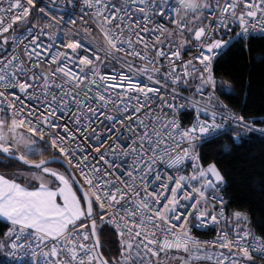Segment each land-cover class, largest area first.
<instances>
[{"label":"snow or ice","instance_id":"snow-or-ice-1","mask_svg":"<svg viewBox=\"0 0 264 264\" xmlns=\"http://www.w3.org/2000/svg\"><path fill=\"white\" fill-rule=\"evenodd\" d=\"M257 33L264 0H0V252L264 264V221L201 151L264 139L216 73L233 49L264 64Z\"/></svg>","mask_w":264,"mask_h":264},{"label":"trees","instance_id":"trees-1","mask_svg":"<svg viewBox=\"0 0 264 264\" xmlns=\"http://www.w3.org/2000/svg\"><path fill=\"white\" fill-rule=\"evenodd\" d=\"M253 41L257 52H264V39ZM219 81L223 78L234 87L224 97L242 114L264 117V64L253 61L247 53L226 51L216 65ZM187 115V114H186ZM247 142L233 143L231 137L206 143L201 149L206 159L215 160L226 175V196L232 206L248 208L254 220L264 221V139L250 134ZM231 151L224 150V144ZM2 226V225H0ZM0 264H10L0 252Z\"/></svg>","mask_w":264,"mask_h":264},{"label":"built area","instance_id":"built-area-1","mask_svg":"<svg viewBox=\"0 0 264 264\" xmlns=\"http://www.w3.org/2000/svg\"><path fill=\"white\" fill-rule=\"evenodd\" d=\"M255 35H256V36H260L259 33L255 34ZM237 111H238V110H237ZM238 112H240V111H238ZM256 134L260 135L259 133H256ZM249 136H250V134H249ZM249 136H248L247 138H245V139H248ZM223 191L226 193V185H225ZM225 198L228 199L227 196H225ZM197 235H200L201 238H210L211 236L215 235V233H214V231L197 232ZM5 259H6V261H7L8 263H10V264H15V260H14V258H13V257H10L6 252H5Z\"/></svg>","mask_w":264,"mask_h":264},{"label":"crops","instance_id":"crops-1","mask_svg":"<svg viewBox=\"0 0 264 264\" xmlns=\"http://www.w3.org/2000/svg\"><path fill=\"white\" fill-rule=\"evenodd\" d=\"M4 253V256H5V252H3Z\"/></svg>","mask_w":264,"mask_h":264}]
</instances>
